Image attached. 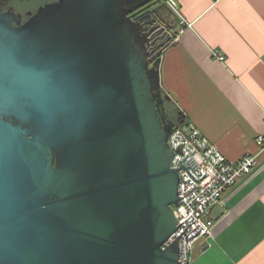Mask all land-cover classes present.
Instances as JSON below:
<instances>
[{"label":"water","instance_id":"obj_1","mask_svg":"<svg viewBox=\"0 0 264 264\" xmlns=\"http://www.w3.org/2000/svg\"><path fill=\"white\" fill-rule=\"evenodd\" d=\"M161 0L0 15V264H182Z\"/></svg>","mask_w":264,"mask_h":264},{"label":"crops","instance_id":"obj_2","mask_svg":"<svg viewBox=\"0 0 264 264\" xmlns=\"http://www.w3.org/2000/svg\"><path fill=\"white\" fill-rule=\"evenodd\" d=\"M177 2L191 25L163 52L161 88L168 104L227 160L257 157L212 206V232L194 243L189 264H264V147L255 140L264 135V0ZM169 18L176 29L171 10Z\"/></svg>","mask_w":264,"mask_h":264},{"label":"built area","instance_id":"obj_3","mask_svg":"<svg viewBox=\"0 0 264 264\" xmlns=\"http://www.w3.org/2000/svg\"><path fill=\"white\" fill-rule=\"evenodd\" d=\"M178 17L177 37L191 24L181 16L177 0H161ZM215 59L223 61L219 50H212ZM165 93V92H164ZM260 150L264 135L255 138ZM174 151L170 166L178 170V205L174 208L177 228L165 245L179 238V261L189 264L194 243L208 237L214 220L212 206L222 200L224 192L257 165L256 154H246L239 160H227L217 146L190 123L177 122L167 140Z\"/></svg>","mask_w":264,"mask_h":264},{"label":"flooded vegetation","instance_id":"obj_4","mask_svg":"<svg viewBox=\"0 0 264 264\" xmlns=\"http://www.w3.org/2000/svg\"><path fill=\"white\" fill-rule=\"evenodd\" d=\"M58 0H0V15L10 19L13 26L24 23L40 7Z\"/></svg>","mask_w":264,"mask_h":264},{"label":"rangeland","instance_id":"obj_5","mask_svg":"<svg viewBox=\"0 0 264 264\" xmlns=\"http://www.w3.org/2000/svg\"><path fill=\"white\" fill-rule=\"evenodd\" d=\"M162 91H163V90H162ZM167 107H168V109H171V108H172L169 104H167Z\"/></svg>","mask_w":264,"mask_h":264}]
</instances>
